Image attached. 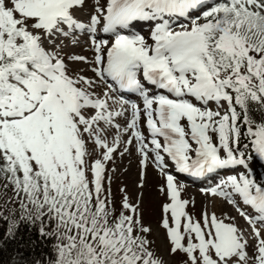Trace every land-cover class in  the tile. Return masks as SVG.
<instances>
[{"label": "snow or ice", "instance_id": "obj_1", "mask_svg": "<svg viewBox=\"0 0 264 264\" xmlns=\"http://www.w3.org/2000/svg\"><path fill=\"white\" fill-rule=\"evenodd\" d=\"M87 9V0H0L8 235L18 221L39 222L55 241L49 264H171L144 220L152 168L169 257L264 264V181L250 164L264 163V0H93ZM81 34L90 58L66 50ZM125 158L138 176L117 198ZM180 175L219 176L204 194L245 224L214 205L190 211Z\"/></svg>", "mask_w": 264, "mask_h": 264}, {"label": "rangeland", "instance_id": "obj_2", "mask_svg": "<svg viewBox=\"0 0 264 264\" xmlns=\"http://www.w3.org/2000/svg\"><path fill=\"white\" fill-rule=\"evenodd\" d=\"M88 9L86 11L91 10V6L93 4V0H87ZM136 31L142 32L146 37L149 35V28L147 25H138L135 29ZM80 43L78 45H72L70 42L68 44L67 51L85 55L89 58L91 57V52L88 50V43L83 34L79 37ZM79 67H83V65H79ZM137 98V97H135ZM255 160V159H254ZM251 169L255 176V178L259 181H264V170L260 173L258 170L259 161H251ZM121 170L123 168H128L129 171L127 173H123L122 171L117 174V179L113 183V191L117 193V198H119L118 188L121 186V182L123 184H127L129 186L130 191H134L132 187V181L137 178L138 171L135 164V159H132V163L129 164V160L125 158L123 162L119 165ZM264 168V166H263ZM261 166V169H263ZM225 172H221L220 176H223ZM180 179V178H179ZM219 176H214L213 182L214 184L218 182ZM184 185L183 196L186 199H193L195 201V208H190V211L195 212L197 215L199 214L202 207L207 206L209 210H212L213 205L215 211L219 215L221 212H228L233 216L237 217L238 222L243 226L245 221L242 218H239L238 214L235 210L225 203H222L220 200H213V198L206 196L204 194L205 189H208L211 186V183L208 182L205 184H189L183 179H180ZM163 183V181L158 177L156 172L152 169H148V179L146 187L143 189V210H144V220L146 224H149L153 228V236L152 238L155 240L154 247L157 252L161 254L165 260H170L171 264H179V261L182 259L179 255L175 257H169L167 253V241L165 239L163 230L157 227L158 222L160 220V204L163 202L162 198L158 192V186ZM215 186V185H213Z\"/></svg>", "mask_w": 264, "mask_h": 264}, {"label": "trees", "instance_id": "obj_3", "mask_svg": "<svg viewBox=\"0 0 264 264\" xmlns=\"http://www.w3.org/2000/svg\"><path fill=\"white\" fill-rule=\"evenodd\" d=\"M253 115L256 119L260 118L256 113ZM259 164L258 170L261 173L264 163L259 161ZM10 226L6 218L0 219V264H49L54 259L55 241L41 236L39 222L33 224L18 221L13 236L8 235Z\"/></svg>", "mask_w": 264, "mask_h": 264}, {"label": "bare ground", "instance_id": "obj_4", "mask_svg": "<svg viewBox=\"0 0 264 264\" xmlns=\"http://www.w3.org/2000/svg\"><path fill=\"white\" fill-rule=\"evenodd\" d=\"M180 179H183V181L188 182L189 184H194L191 180V177L189 176H185V175H180L179 177ZM209 180H203L202 182H198L197 184H204L205 182L208 183Z\"/></svg>", "mask_w": 264, "mask_h": 264}]
</instances>
